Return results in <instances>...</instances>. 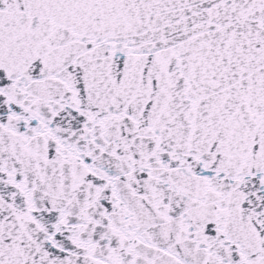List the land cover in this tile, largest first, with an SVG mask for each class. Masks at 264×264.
<instances>
[{
	"label": "snow or ice",
	"instance_id": "obj_1",
	"mask_svg": "<svg viewBox=\"0 0 264 264\" xmlns=\"http://www.w3.org/2000/svg\"><path fill=\"white\" fill-rule=\"evenodd\" d=\"M0 264H264V0H0Z\"/></svg>",
	"mask_w": 264,
	"mask_h": 264
}]
</instances>
